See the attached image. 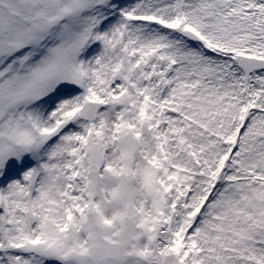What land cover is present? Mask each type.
<instances>
[{
	"label": "snow or ice",
	"instance_id": "1",
	"mask_svg": "<svg viewBox=\"0 0 264 264\" xmlns=\"http://www.w3.org/2000/svg\"><path fill=\"white\" fill-rule=\"evenodd\" d=\"M0 264H264V0H0Z\"/></svg>",
	"mask_w": 264,
	"mask_h": 264
}]
</instances>
